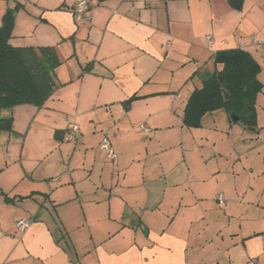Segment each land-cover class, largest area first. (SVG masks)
I'll use <instances>...</instances> for the list:
<instances>
[{
    "label": "crops",
    "instance_id": "obj_1",
    "mask_svg": "<svg viewBox=\"0 0 264 264\" xmlns=\"http://www.w3.org/2000/svg\"><path fill=\"white\" fill-rule=\"evenodd\" d=\"M79 1L0 0V25L22 6L10 42L61 61L42 105L0 107V264H264V0H89L91 21ZM230 48L260 64L257 125L186 126Z\"/></svg>",
    "mask_w": 264,
    "mask_h": 264
},
{
    "label": "trees",
    "instance_id": "obj_2",
    "mask_svg": "<svg viewBox=\"0 0 264 264\" xmlns=\"http://www.w3.org/2000/svg\"><path fill=\"white\" fill-rule=\"evenodd\" d=\"M229 1L240 8L243 0ZM20 7L21 4H17L7 9L0 25V107L25 103L40 106L58 86L54 70L61 61L54 46L20 47L10 42L15 12ZM215 62L221 67L189 97L184 124L200 127L206 113L224 108L230 116L237 115L246 126H256V102L263 88L258 78L260 64L242 48L217 51ZM3 130H13V117L0 118V132Z\"/></svg>",
    "mask_w": 264,
    "mask_h": 264
},
{
    "label": "built area",
    "instance_id": "obj_3",
    "mask_svg": "<svg viewBox=\"0 0 264 264\" xmlns=\"http://www.w3.org/2000/svg\"><path fill=\"white\" fill-rule=\"evenodd\" d=\"M74 17L77 20H87L91 21V4L89 0H80L73 8ZM208 43H212L214 38L212 35L208 34L205 37ZM142 129L148 131L144 125H141ZM80 132V127L77 123L70 124L67 132V139H73V137ZM100 147L104 150L112 161H115L118 157L115 149L113 148L112 142L109 137H104L101 141ZM219 201L222 205L226 204V200L223 198L222 194L219 196ZM31 224V220L28 218H19L16 220V226L20 230L27 229ZM244 264H259L257 260H248Z\"/></svg>",
    "mask_w": 264,
    "mask_h": 264
},
{
    "label": "rangeland",
    "instance_id": "obj_4",
    "mask_svg": "<svg viewBox=\"0 0 264 264\" xmlns=\"http://www.w3.org/2000/svg\"><path fill=\"white\" fill-rule=\"evenodd\" d=\"M219 112V111H218ZM216 116V115H215ZM217 117H218V115H217ZM209 117H207V119H206V125L207 126H209L210 125V123L211 124H213V123H215V121L216 120H214L213 121V118L211 117V115H210V119H208ZM217 122H219V120L217 119ZM220 123V122H219ZM238 124L240 125V126H242V127H244V128H247V126L243 123V122H241L240 120H239V122H238ZM220 127V126H219ZM221 128V127H220Z\"/></svg>",
    "mask_w": 264,
    "mask_h": 264
},
{
    "label": "water",
    "instance_id": "obj_5",
    "mask_svg": "<svg viewBox=\"0 0 264 264\" xmlns=\"http://www.w3.org/2000/svg\"><path fill=\"white\" fill-rule=\"evenodd\" d=\"M225 95H226V98H229V96H230L229 93H228L227 91H225ZM235 120L238 121V120H240V118L237 117V118H235Z\"/></svg>",
    "mask_w": 264,
    "mask_h": 264
}]
</instances>
